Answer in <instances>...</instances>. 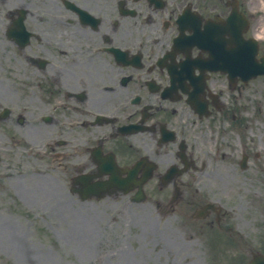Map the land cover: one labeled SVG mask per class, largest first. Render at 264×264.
<instances>
[{"label": "flooded vegetation", "instance_id": "1", "mask_svg": "<svg viewBox=\"0 0 264 264\" xmlns=\"http://www.w3.org/2000/svg\"><path fill=\"white\" fill-rule=\"evenodd\" d=\"M245 55H264V0H0V203L108 200L88 263L229 264L232 247L246 264L264 228L231 227L203 179L259 165L237 111L264 75H238Z\"/></svg>", "mask_w": 264, "mask_h": 264}, {"label": "rangeland", "instance_id": "2", "mask_svg": "<svg viewBox=\"0 0 264 264\" xmlns=\"http://www.w3.org/2000/svg\"><path fill=\"white\" fill-rule=\"evenodd\" d=\"M259 88L264 93V85L260 84ZM260 90L254 93L247 90L245 99L238 105L245 106V109L242 108L239 112V118L244 122L248 136L259 137V130H262L260 138L264 144V98L260 95ZM254 99L260 102L254 103ZM261 147L264 151V145ZM256 163L260 165V169L259 165L256 167L252 164L250 169L242 173L236 171L233 166L225 167L229 176L224 179L220 177L223 172L221 168L216 171L215 168L210 167L208 168L209 175L203 178L206 183L205 191L223 196V199L226 200L229 225L245 233V237L249 240L254 238L253 233L257 228H264V152ZM243 175L249 177L244 178ZM231 177L234 180H231ZM8 206L11 205L6 202L0 203V264H97L92 259L88 263L86 255H82L81 261H79L69 246L73 244L86 245L97 238V236H92L97 234L98 228L102 231V225L112 211L108 200L70 204L69 208L75 207L74 216L67 214L66 217L69 224L72 222V228L64 234L58 231V236H54L47 228V224H51L50 222L55 224L56 218L40 219L36 215H32V210H29L27 206L19 203L17 212L20 216L15 220L8 219L7 216L3 217L1 214L4 211L8 212L6 208ZM132 210L141 212L140 206H133ZM132 218L136 223L140 222V219L135 216ZM156 218L152 220L154 226L161 227ZM13 222H19V229L16 233L13 231ZM63 223H67V220L63 219ZM129 229L128 234L137 232L139 223L138 225L131 223ZM139 237L144 239L142 242H146L149 238L148 246H151L150 237L155 236L149 233V236L146 237L143 232ZM164 238L171 241L173 237L165 234ZM79 239L83 241L82 244L79 243ZM66 240L69 242L68 245H65ZM179 240L183 241L181 237ZM127 242L133 245L138 243L133 236L128 237ZM86 251L85 249L83 253ZM186 258L190 259L191 256ZM184 260L186 259L181 258L180 264H207L196 259L186 260L187 262Z\"/></svg>", "mask_w": 264, "mask_h": 264}, {"label": "water", "instance_id": "3", "mask_svg": "<svg viewBox=\"0 0 264 264\" xmlns=\"http://www.w3.org/2000/svg\"><path fill=\"white\" fill-rule=\"evenodd\" d=\"M253 264H256L255 262Z\"/></svg>", "mask_w": 264, "mask_h": 264}]
</instances>
